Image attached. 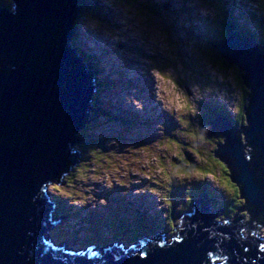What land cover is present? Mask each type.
<instances>
[{
  "label": "water",
  "instance_id": "1",
  "mask_svg": "<svg viewBox=\"0 0 264 264\" xmlns=\"http://www.w3.org/2000/svg\"><path fill=\"white\" fill-rule=\"evenodd\" d=\"M12 1L13 10L0 8V264H264V46L235 33L220 48L244 72L246 123L216 111L206 130L223 138L217 158L249 219L218 220L204 196L179 214V241L71 255L43 234L57 223L48 187L76 163L72 139L94 110L95 71L71 46L79 0Z\"/></svg>",
  "mask_w": 264,
  "mask_h": 264
},
{
  "label": "rangeland",
  "instance_id": "2",
  "mask_svg": "<svg viewBox=\"0 0 264 264\" xmlns=\"http://www.w3.org/2000/svg\"><path fill=\"white\" fill-rule=\"evenodd\" d=\"M99 1L103 5L101 10H90L86 17L79 20L81 38L76 39V44L86 53L88 52L89 57L103 70V76L108 74L107 78L113 79L116 76V79H119L120 88L110 89L111 96L107 99L104 98V101L120 102L116 103L117 107L114 112L119 113L118 106L121 105L123 108L131 109L128 118L132 124L134 123L131 118L132 110L138 112V120L141 117L150 118L153 123L150 127H140L138 131H135L136 136L145 137L141 146L138 147L137 142H130L132 148L128 145L122 147L120 145V148L105 152V157L109 158L108 162L102 160V156L92 159L87 172L78 169L80 175L74 180L69 179L71 184L66 182L59 185L63 192L55 190L54 184L48 187L51 195H60L64 203L66 204L67 201V205L71 209L67 215L63 216L62 223L51 231L48 230L50 232H46V235L51 236L55 230L54 233H59L61 236L68 232L69 237L73 238L72 244L80 242L79 237L83 232L88 231L89 236L93 237L94 233L100 230V226L97 224L100 222V209L97 210L95 207L93 210V205L105 203L103 199L106 198L103 195L106 194L107 189L112 190L117 186L132 184V188L135 189L134 193L143 194L152 200L153 213L161 214L162 207L166 206L161 200V195L157 198L150 197L137 185H140L144 180H147L148 184L157 181L166 185L175 178L178 171L177 166L179 169H185L182 162L181 166L176 164L177 161L180 162L177 158L184 157L186 153H192V150L199 147L198 144L194 145V136L197 137V132L201 131L200 121L202 120L201 116H196V111L199 109L196 108L195 112H189L188 105L191 104L193 107L192 102L195 103L196 98L209 100L218 94V104L225 106L227 110L235 114L239 105L244 104L242 96L246 91V89L240 90V85L235 83L234 76L225 63L217 62L226 68V75L214 69L209 58L200 54L202 45L201 42L199 44L196 41L199 39L187 36V34L191 35L192 29L190 28H193L194 23L202 29L208 27L210 30H215L216 36L219 37L220 28L218 25L216 28L213 26L216 12L213 8L208 7L211 4L215 6L226 20L229 13L225 5L223 8L217 5L219 0H146L152 4L149 12L153 15V19L150 21H147L146 17L149 12L143 11L145 0H137L132 5H126L121 0ZM234 1H237L240 6L244 4L249 7L254 2L257 4V11L264 10L262 0ZM13 6L12 2L11 10H13ZM127 48L134 50L129 52ZM209 49L212 52L214 50L213 47ZM137 52L142 54L141 57H137ZM198 73L200 76L201 73H204L205 76L212 79L209 87H203L202 80L194 84L193 75H198ZM235 74L238 75L237 70ZM161 76L167 77V79H161ZM137 86L142 90L139 101L135 100L134 94H132L137 91ZM105 96H108V92ZM218 112L220 111L217 110ZM182 115L186 117L183 116L184 124L178 126L179 133L170 134V129L167 128L164 121L168 120V125L173 130L177 127ZM165 116L166 118H164ZM167 118H174V120ZM189 121L191 128L187 125ZM199 123L200 125H198ZM138 125L136 124V126ZM164 130L166 134H163ZM83 132L81 131L79 135H82ZM131 137H134V132ZM209 137L211 141L217 143V140L212 138L213 136ZM171 138L180 146L176 147L170 143ZM147 140L149 142L145 143ZM196 142L205 146V143L201 141L196 140ZM242 142L246 144L245 139ZM107 145L118 147L119 143L117 140H109ZM221 145H224V142ZM73 147L78 152L80 148L78 144L74 143ZM218 152L219 149L216 151V156ZM196 157L202 159L198 151ZM184 159L186 158L184 157ZM79 165L80 162L71 166L70 169L74 171ZM131 167H135L137 170L131 171ZM226 173H229V169ZM125 175L129 182H124ZM190 176L197 177L193 172ZM223 179L229 180L228 177ZM196 183L198 184V182ZM220 183L222 182L220 181ZM194 189L197 188L194 187ZM100 193L103 194L102 198L98 196ZM228 194L230 195L229 192ZM192 195L194 197L192 199L200 197L195 192H192ZM85 207L88 210H85ZM213 210L218 220L223 222L227 220L228 217L222 211L216 207ZM245 213L243 211L239 215L248 220L249 215H245ZM160 216L164 217V211ZM53 219L54 216H51V222ZM55 219L59 221L60 217L59 219L55 217ZM80 225H82L81 229ZM126 228L130 230L128 226ZM66 239L69 240L68 236ZM122 241L130 246L127 240L122 239ZM52 247H55L53 243ZM63 249L68 251L67 247Z\"/></svg>",
  "mask_w": 264,
  "mask_h": 264
},
{
  "label": "trees",
  "instance_id": "3",
  "mask_svg": "<svg viewBox=\"0 0 264 264\" xmlns=\"http://www.w3.org/2000/svg\"><path fill=\"white\" fill-rule=\"evenodd\" d=\"M79 1L80 2L78 6L81 12V15L79 16V20H80L86 17V15L89 14L88 12L91 10L90 8H94V6H89L88 0H79ZM121 1L126 5H132L133 3L135 4L137 2V0H121ZM262 2L264 5V0H262ZM145 3L143 5V11L149 12V9L152 4L146 0H145ZM11 5H12L11 0H0V7H6L10 9ZM96 8L98 10H101L102 6L97 4ZM152 16L153 15H151L150 12L147 13V16H146L148 18L147 21L152 20L153 19ZM255 16H256V20H259L261 22V23L260 22L256 23V25L258 24L260 28V30L258 29L257 32L261 33V36H257V38H254L249 34L247 30L241 31L236 25L234 24L232 25L231 23H230L231 25L229 24V30H228L227 24L229 23V20H225L223 23V27L226 26L225 35L231 32L233 29H235L241 32L242 34L246 33V35H250L255 41L264 42V10H260L256 14L245 13L243 15V19H247L245 25L247 26L249 22L248 17L253 19ZM78 22L75 23V26H74V36L71 41L72 46L75 48L76 52H78L79 55H81L82 58L86 61L89 69L95 70V73L97 75V80H96L97 92L95 94V99L93 103L94 110L92 111L88 120H93V123H94V120L100 119L101 117L105 116V117H108L106 118L107 121L117 122L115 119H113L110 109L105 107V101L103 98L105 95V92L109 91L112 87H114L115 85L114 79H111L110 77L107 78L108 75L102 76L103 70H101L98 67V65L94 62V60L90 58L89 55H87V53L84 52L83 49L78 48L76 46L75 42H76L77 36L79 37L78 35L79 23ZM207 34H209V32ZM207 36L208 35H204L203 37H200L199 41L197 40L199 44L201 42V45L203 48V52L200 51V54L204 55L205 58H209V60L211 61L210 62L211 66L217 71L223 73L224 75H226L227 70H225L226 68L222 67L221 63L222 64L225 63L229 67L231 74L234 76L235 83L239 84L240 85L239 87H242L243 90L247 89L245 82L242 78V75L244 74V72L241 69H239L237 66L228 64L225 60H223L219 56L218 46L222 44L224 39L221 41V43L219 44L217 43V47H215L214 44L208 45L209 43H206ZM212 47L214 49L213 52L209 49ZM218 58L221 60L220 64L217 63ZM236 70L238 71V75L235 74ZM201 76L199 75V73L198 75H193L192 81L194 79V82L196 83L202 80L203 87H209L211 85L210 80L212 79L205 76L204 73H201ZM213 85H215V83H213ZM245 92L243 96L241 93L242 101H244V104L241 103V106L239 105L238 116H236L233 119L231 116H229L228 113H226V115L230 117L229 120L235 126H237V128H239L242 124L246 123V118L243 113L244 105L247 100V94ZM199 100L195 103L192 102L193 107L195 109L199 108L198 107L200 103ZM211 110L214 111L216 109L214 106H211ZM218 114H220V112H218ZM211 115L203 117L202 120L200 121L201 125L200 123L198 124L201 127L200 129L201 131L199 132L196 131L198 138L194 137L195 138L194 145L199 144V147L195 148L196 150H192L191 151L192 153H186L184 156L186 159L182 160L180 158H177V160H180V162L177 161L176 164L181 166L180 163L182 162L183 163L182 165L183 167H185V169H179V167L177 166L176 168H178V171L176 172L175 178H173V180L166 185H162L159 182L154 181L150 184H147L146 186V189L150 190L151 192H155L156 196L161 195V199L163 200V203L166 205L165 207L168 206V209L165 208L164 210L166 211L164 212V217L160 216V215H163V212H161V214L156 213L157 216H155L153 212L150 211L149 209L146 211L141 210L139 206H142V204L140 203L135 204L136 201H134V199L131 198L129 195L128 196L121 195L119 197L117 196L114 199V203L111 209L109 211H104L100 213V222L97 223L99 226L106 225L111 231V234H110L111 238L107 239V241L105 242H108L110 240L112 241L121 240L122 241V239L127 240L129 242H134L138 240L141 236L143 235L151 236L154 232L158 230H161L162 232H165L168 235L172 234L174 232V227H175L174 221L176 223L177 213L180 211L182 212L185 210H191L193 207L192 192L196 193V190L194 189V187L197 188V190L199 189V191L196 194H201V195L208 194L207 197L210 200V205L212 209H215L216 207V209L222 211L224 215L228 217L227 220L231 221V219L234 218L235 216H239L241 210H243L246 207V204L238 203L237 198L234 195L232 196L231 194L229 195L227 190L223 187V184L226 182L225 179L223 178L228 177V179L231 180V175H229L231 174V172L226 173L225 169L222 168L220 164L216 162L217 160H219L217 159L216 151L219 149V146L223 142V138H214L217 140V143H215L211 141L209 135L207 134L206 130L208 128V120L210 119L209 117ZM182 116H184V118L186 117L185 115H182ZM182 116H180L181 120L179 121L175 129L172 130V128L169 125H167V128L170 129V130L168 129L170 134L176 135V133L177 134L179 133L178 126L184 124ZM131 118H133L134 123H135L136 116H132ZM119 119L121 123H118V124L120 127H125L124 129H127V127H129L130 124H132L130 121V118H119ZM187 125L189 128H191L190 121L188 122ZM92 128L93 126L90 125V127L85 130L86 131V134H84L85 144L82 147H80V150H79L82 159L81 161H79L80 165L78 166V168L76 167L73 172L68 171V175L66 176V179H65L68 184H71L69 179L74 180L76 179V177H78V175H80V172L78 169L84 170L85 172H87V170L90 169L89 165H90V162H92V159H98V157L102 156L101 158L102 160L104 159L106 162L108 161V156L105 157L106 154H104L105 152L103 148L100 146L102 141H98V139L90 133ZM163 134H166L165 130ZM196 140L205 143V146H202L200 142H196ZM169 141L176 147L180 146L178 142L173 143L174 141L173 138H171ZM197 151L199 152V155H201L202 159H199L196 157ZM221 162L224 164L223 161ZM181 171L187 172L190 175L193 172L194 174L197 175V177L194 178L190 176L189 178V176H179L178 173H180ZM201 172L210 173V176L205 177L201 174ZM220 181L222 183H220ZM196 182H198V184ZM61 183H64V182L61 181ZM182 190L184 191L182 192ZM54 199L58 200L57 210L56 212L54 211L55 212L54 216L59 219V217H63L67 215V213L70 212L69 211L70 208L67 205V201L65 204L64 201L60 200L58 197ZM126 226H128L131 231L128 228H126ZM55 231H53V237L59 240L67 237V235L61 236L59 233L56 234L54 233ZM99 231L100 230H97L95 232L96 237H98ZM101 236L104 237L105 235L102 234ZM83 238H84L85 244H87V241H89V239L91 241L88 243L97 242V243L102 244L100 241H98V239L88 237V234L84 235Z\"/></svg>",
  "mask_w": 264,
  "mask_h": 264
},
{
  "label": "snow or ice",
  "instance_id": "4",
  "mask_svg": "<svg viewBox=\"0 0 264 264\" xmlns=\"http://www.w3.org/2000/svg\"><path fill=\"white\" fill-rule=\"evenodd\" d=\"M157 75H159V73H157ZM161 79H167V77L161 76ZM188 111H189V112H195L196 109L193 108L191 104H189V105H188ZM174 142H175V141H173V143H174ZM180 159L183 160L184 157L181 156ZM249 159H251V158L249 157ZM216 162H217L218 164H220V166H221L222 168H224L226 172L228 171L227 166H226L225 164H223V163H222L221 161H219V160H217ZM174 166H175V165H174ZM201 174H202L203 176H205V177L210 176V173H206V172H201ZM178 175H179V176H189V178H190V174L187 173V172H184V171H181L180 173H178ZM223 187H224V188H225L230 194L234 195V196L237 198V202H238V203H246V201H242V200L239 199V197L241 196V190H240V188L238 187L237 184H234L231 180H227V181L223 184ZM53 188H54L55 190H57V191L63 192V189L60 188L59 184H54V185H53ZM65 194H66V193H65ZM169 203H170V202H169ZM245 215H247V213H245ZM225 223H227V220H225ZM173 226H174V225H173ZM260 248H261L262 251H264V244H261V245H260Z\"/></svg>",
  "mask_w": 264,
  "mask_h": 264
},
{
  "label": "bare ground",
  "instance_id": "5",
  "mask_svg": "<svg viewBox=\"0 0 264 264\" xmlns=\"http://www.w3.org/2000/svg\"><path fill=\"white\" fill-rule=\"evenodd\" d=\"M220 115L221 116H224L225 114L224 113H221L220 112ZM75 135H77V134H75ZM69 171V170H68ZM68 171H67V173H68ZM59 183H61V181H59ZM50 194V193H49ZM47 199H48V201L50 202V200H49V197H47ZM55 211V209L54 208H52V211H51V213H50V221H51V216H54V214L55 213H53ZM92 213V212H91ZM57 218V217H56ZM58 219V218H57ZM60 220V219H59ZM57 221V223H58V220H56L55 219V216H54V219L52 220V222L54 223V222H56ZM57 223L54 225V226H52L49 230L51 231V229H53L55 226H57ZM49 231V232H50ZM47 232V231H46ZM46 232L43 234V236H46V239L45 240H47V241H50V238H54L53 239V245L55 246V247H53V248H58V249H61V247H67L68 248V246H66L65 245V243L64 242H66V241H68L69 243H71L70 242V240H68V239H66V238H64V239H60V240H62V241H60L59 239H57V238H55V237H53V234L50 236V235H46ZM48 232V233H49ZM43 236H42V238H43ZM44 240V241H45ZM46 242V241H45ZM60 243V244H59ZM100 246H102V247H104V249H105V246L104 245H102V244H100V243H98ZM65 251H67V250H65ZM92 252H90V254H91Z\"/></svg>",
  "mask_w": 264,
  "mask_h": 264
}]
</instances>
